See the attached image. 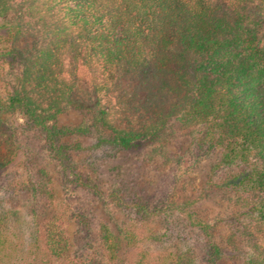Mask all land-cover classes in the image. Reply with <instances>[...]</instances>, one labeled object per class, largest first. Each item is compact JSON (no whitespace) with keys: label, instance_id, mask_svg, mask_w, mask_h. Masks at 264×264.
I'll use <instances>...</instances> for the list:
<instances>
[{"label":"trees","instance_id":"16d2710c","mask_svg":"<svg viewBox=\"0 0 264 264\" xmlns=\"http://www.w3.org/2000/svg\"><path fill=\"white\" fill-rule=\"evenodd\" d=\"M23 1L46 41L30 61L6 44L12 27L0 25V129L21 118L0 138V264H264V0L253 18L245 11L254 0ZM6 10L0 0L1 22ZM92 70L102 89L150 71L156 91L174 101L135 129L113 125L102 107L89 122L59 124L68 109L86 115L75 85ZM174 128L212 158L206 187L219 193L221 214L205 218L194 200L169 201L164 182L154 192L105 189L73 157L87 149L78 138L93 136L94 150H136L165 144ZM158 152L168 159L164 146ZM55 181L76 200L71 239L53 205ZM18 197L28 218L23 248L6 229ZM93 200L131 216L129 226L112 231ZM133 218L158 219L162 231L138 239Z\"/></svg>","mask_w":264,"mask_h":264},{"label":"rangeland","instance_id":"374dc122","mask_svg":"<svg viewBox=\"0 0 264 264\" xmlns=\"http://www.w3.org/2000/svg\"><path fill=\"white\" fill-rule=\"evenodd\" d=\"M7 5L2 26L12 27L14 38L8 40V45L15 47L25 53L30 61L36 51L45 43L46 37L42 30V22L28 15V4L23 0H1ZM258 0L248 4L247 11L253 18L256 16ZM229 9V8H228ZM230 11V10H229ZM228 11V12H229ZM264 30V28H263ZM6 31L0 28V35ZM65 68L71 69L70 62L65 61ZM66 78H70L65 73ZM84 81V82H83ZM86 81V82H85ZM105 83L100 71L92 70L88 77L80 75V81L76 82V99L84 107L86 115L68 109L58 118L59 124L77 125L81 122H89L98 107L108 112V120L113 125L122 128H138L144 119L162 116L167 112L172 97H166L156 91L157 79L150 71L137 72L132 75H123L107 81L108 88H100ZM98 87H94V85ZM21 122L18 115H11L10 119L4 121L0 129V138L10 133L9 122ZM78 141L86 150L74 153L73 157L82 170L86 171L92 178L102 185L103 188L110 187H142L146 192H154L162 182L170 188L168 200L180 203L184 200H194L193 209L211 218L221 214L225 210L224 203L218 192L206 187V180L212 158L195 152L189 145L188 132L184 129L174 128V131L163 142L145 146L136 150H120L111 147L101 149H90L94 143V137L78 138ZM164 146L168 159L165 160L158 152V148ZM14 167L22 169L16 161ZM233 172V169L229 170ZM229 171L225 172L228 174ZM176 178L172 186L169 178ZM164 180V181H162ZM54 200L53 205L60 215V225L71 239L76 232V224L73 219V209L76 207L74 194L66 191L59 182H53ZM16 203L8 204L17 213L16 218H10L6 229L12 238V245L24 246L28 221L24 207V199L18 197ZM92 209L98 218L106 223L112 231L118 225L129 226L127 222L131 216L116 212L110 205H101L93 200ZM138 239L149 234L162 231L161 222L158 219L152 221H140L131 219ZM9 235V236H10ZM132 251V250H131ZM135 252V251H132ZM132 256V255H131ZM131 256L128 255L130 261ZM225 264H229L226 263Z\"/></svg>","mask_w":264,"mask_h":264}]
</instances>
